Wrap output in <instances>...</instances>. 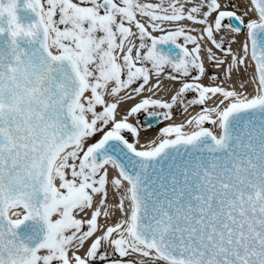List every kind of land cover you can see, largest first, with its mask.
Segmentation results:
<instances>
[{
  "label": "snow or ice",
  "instance_id": "1",
  "mask_svg": "<svg viewBox=\"0 0 264 264\" xmlns=\"http://www.w3.org/2000/svg\"><path fill=\"white\" fill-rule=\"evenodd\" d=\"M243 2L0 0V264H264V0ZM178 105L199 111L141 143L129 118Z\"/></svg>",
  "mask_w": 264,
  "mask_h": 264
},
{
  "label": "bare ground",
  "instance_id": "2",
  "mask_svg": "<svg viewBox=\"0 0 264 264\" xmlns=\"http://www.w3.org/2000/svg\"><path fill=\"white\" fill-rule=\"evenodd\" d=\"M220 2L226 6H227V4L232 3L231 5L238 7V9H239V11L237 12L238 15L242 14L243 11L245 10L243 0H220ZM233 10H235V8H233ZM184 23L188 26H192L191 22L185 21ZM195 27H200V26L196 25ZM238 39L243 40L244 39L243 35L239 36ZM210 46L211 45H207V47H210ZM238 47H239V45H233L234 49H237ZM213 51H216V50L213 49ZM217 54H219V53H217ZM206 66H207V62H206ZM209 71L215 72L217 75H221V70H217V69H213V68L209 67ZM247 76L248 77L251 76V70L248 71ZM244 78H246V77L244 76L243 73H241V79H244ZM203 82L205 84H207L209 81L207 80V78H205ZM232 83L238 85L240 83V80H237L236 76L233 75ZM176 87H178V85H173V82L164 80L162 82L161 89L157 91L156 95L153 98H161L164 100H170V97H171V95L174 94ZM252 88H253V85L249 84L248 90L251 91ZM144 95H151V94L145 93ZM192 95H193L192 93H189L188 98H191ZM139 99L140 98L138 97L132 101H126L124 104H122L121 108L119 109L121 114H124L125 110L127 108L131 107L132 105H134L136 102H138ZM198 111H199L198 107L192 106L188 109V112H183L182 106L178 105V106L174 107V109H173V119L171 121L162 120L158 125H151V127H147L148 124L143 123L139 119L138 116L135 118L130 117L129 119H130V122H132L134 125H136L140 129V136H139L140 141H141V143H145V142L155 138L158 135L159 129L161 127L165 126L168 123H182L187 118H189L190 115H195ZM118 118H120V117L118 116ZM129 139L132 140L134 138L130 137ZM110 202H114V201L110 200ZM116 216H119L118 212L116 213ZM111 222H114V221H110V223ZM100 223L101 224L104 223L103 217L100 219Z\"/></svg>",
  "mask_w": 264,
  "mask_h": 264
},
{
  "label": "water",
  "instance_id": "3",
  "mask_svg": "<svg viewBox=\"0 0 264 264\" xmlns=\"http://www.w3.org/2000/svg\"><path fill=\"white\" fill-rule=\"evenodd\" d=\"M237 26H239V25H237ZM165 49H167V48H169V47H174V46H171V45H164L163 46ZM178 51V50H177ZM156 121H155V123H157L158 122V118L157 119H155Z\"/></svg>",
  "mask_w": 264,
  "mask_h": 264
},
{
  "label": "rangeland",
  "instance_id": "4",
  "mask_svg": "<svg viewBox=\"0 0 264 264\" xmlns=\"http://www.w3.org/2000/svg\"><path fill=\"white\" fill-rule=\"evenodd\" d=\"M231 4H232V3L227 4V7H228V8H233L234 6L231 5Z\"/></svg>",
  "mask_w": 264,
  "mask_h": 264
}]
</instances>
